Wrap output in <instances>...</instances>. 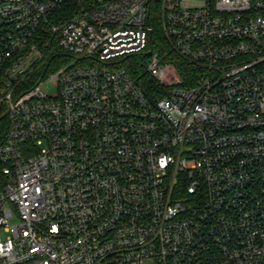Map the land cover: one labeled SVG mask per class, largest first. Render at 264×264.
Instances as JSON below:
<instances>
[{"label":"built area","instance_id":"built-area-1","mask_svg":"<svg viewBox=\"0 0 264 264\" xmlns=\"http://www.w3.org/2000/svg\"><path fill=\"white\" fill-rule=\"evenodd\" d=\"M4 119L0 264H264V0H0Z\"/></svg>","mask_w":264,"mask_h":264},{"label":"trees","instance_id":"trees-1","mask_svg":"<svg viewBox=\"0 0 264 264\" xmlns=\"http://www.w3.org/2000/svg\"><path fill=\"white\" fill-rule=\"evenodd\" d=\"M165 39L163 34H161L160 30L153 31L151 33V43L148 50L141 55L132 54L128 55L123 59V65L128 70V72L132 75V77L137 81V83L141 86V88L145 91V93L155 99L157 97L164 96L168 89L159 81H157L154 77L150 75L147 69V57L149 56L148 53L150 51H159L160 53L163 52V50L168 49L165 43ZM173 53H167L166 59L169 61H173L172 55ZM49 57L47 61L56 60H65L68 58L65 55H68L67 52H65L61 47L58 46L56 42L52 43L51 51L49 52ZM179 71L180 77L183 79V82L185 85L192 83V77L195 76V74L199 73V68L195 66L194 64H191L190 62L182 59L181 57L175 56V59L173 61ZM51 67V64L47 65V68L45 71H48ZM39 71V70H38ZM39 73V72H38ZM7 122L6 120L0 121V143L3 140V134L6 130Z\"/></svg>","mask_w":264,"mask_h":264},{"label":"rangeland","instance_id":"rangeland-1","mask_svg":"<svg viewBox=\"0 0 264 264\" xmlns=\"http://www.w3.org/2000/svg\"><path fill=\"white\" fill-rule=\"evenodd\" d=\"M158 29L160 30L161 34H163V36H164V33L162 32V30H161V28H160L159 26L156 27L155 31L158 30ZM164 39H165V41H166L165 43H166V46L168 47V49H167V51H166V50H163L162 55L165 56L167 53H169V54H170V53H173V54L170 55V56L172 57V60L174 61L175 56L179 57V55L173 52L172 47L170 46L169 42H167L165 36H164ZM65 56H66V55H65ZM149 57H150V55L147 57V58H148V59H147V63H148V61H149ZM182 59H183V58H182ZM166 60H167V59H166ZM70 61H72L71 58L68 57V58L65 60V57H64V60H58V61H55V66H54V67H60V66L64 65L65 63L68 64V62H70ZM173 61H169V60H167V62L171 64V67H172V69L175 71V73H176V71H177V73H179V71H178V69H177V67H176V65H175V63H174ZM170 77H171V76H170ZM164 83H168V80H167L166 82H164ZM163 85L165 86V84H163ZM56 91H57V88H56L55 86H51V87H49V89L47 90L48 94H50V95H53Z\"/></svg>","mask_w":264,"mask_h":264}]
</instances>
